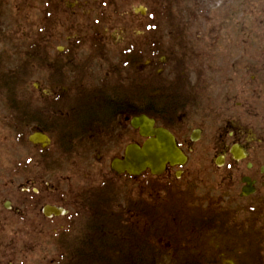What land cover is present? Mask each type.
Instances as JSON below:
<instances>
[{"label": "flooded vegetation", "instance_id": "obj_1", "mask_svg": "<svg viewBox=\"0 0 264 264\" xmlns=\"http://www.w3.org/2000/svg\"><path fill=\"white\" fill-rule=\"evenodd\" d=\"M179 1L0 0V264H264V8Z\"/></svg>", "mask_w": 264, "mask_h": 264}, {"label": "rangeland", "instance_id": "obj_2", "mask_svg": "<svg viewBox=\"0 0 264 264\" xmlns=\"http://www.w3.org/2000/svg\"><path fill=\"white\" fill-rule=\"evenodd\" d=\"M182 2H178V5L184 6L189 12H191L192 15L198 16L205 12V10L208 11V13L216 14V9L219 10L220 8H223V4L226 2V0H181ZM230 1V0H227ZM241 2L244 3V6L247 7H253L252 6V0H241ZM228 4V3H227ZM255 4L258 8H264V0H255ZM199 8V10L196 12L195 10ZM23 92L20 93L22 95ZM24 96V95H22ZM1 157V155H0ZM3 167L6 166L5 164H2Z\"/></svg>", "mask_w": 264, "mask_h": 264}]
</instances>
